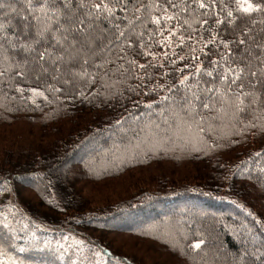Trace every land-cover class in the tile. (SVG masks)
Returning a JSON list of instances; mask_svg holds the SVG:
<instances>
[{"label":"trees","instance_id":"obj_1","mask_svg":"<svg viewBox=\"0 0 264 264\" xmlns=\"http://www.w3.org/2000/svg\"><path fill=\"white\" fill-rule=\"evenodd\" d=\"M96 2L0 0V127L28 126L1 138L12 151L0 153L1 263L146 264L104 237L131 234L158 237L192 264H264V10L244 14L236 0H202L204 8L106 0L113 14L98 17ZM249 2L264 9V0ZM93 28L104 32L94 50ZM170 31L190 47L180 67L161 54L160 33ZM229 68L237 84L217 78ZM151 128L164 131L147 137L146 148L131 144ZM51 137L58 144L47 151ZM36 143L41 153H20ZM153 163L165 186L156 190L132 175ZM126 176L128 193L108 206L82 190Z\"/></svg>","mask_w":264,"mask_h":264},{"label":"rangeland","instance_id":"obj_2","mask_svg":"<svg viewBox=\"0 0 264 264\" xmlns=\"http://www.w3.org/2000/svg\"><path fill=\"white\" fill-rule=\"evenodd\" d=\"M87 20V22L89 23V25L87 27H91L93 25V22L91 20V16L89 14H86L84 16ZM74 27L75 24L73 23V21H71L69 23V27ZM68 30V29H67ZM97 32V33H95ZM103 32V30H98L96 31L95 28H93L92 34L89 35V37H87L88 41L89 39L90 42H88L90 44V48L92 50H94L93 48H95L96 45H98V41H100L101 39H104V34L102 35L101 33ZM37 33V37H39L38 39L43 40L41 38V34L38 31V28L36 30ZM68 34V32H66ZM95 33V34H94ZM104 33V32H103ZM176 36H173L169 33H166L164 35H162L159 39V45H160V50H161V54L162 56H171V59L175 60L174 63H179L181 61H184L185 59H187L188 57L191 56V51H190V47L188 45V43L184 40L183 36L180 34H177V31H175ZM97 34V35H96ZM69 35V34H68ZM66 37V36H65ZM63 40H68L67 38H63ZM93 52H91V58H93ZM64 58V57H63ZM65 59V58H64ZM164 59V58H162ZM26 61L32 62V63H36L37 67H38V71L39 72H46L47 68L45 65L39 64L38 63V59L37 58H32V59H28L25 58ZM183 66V64L179 63V67ZM174 119V115L172 112L171 115V120ZM168 121V120H167ZM21 124V125H20ZM65 123H62V125H64ZM20 125V126H18ZM170 127V123L168 125V122H166L165 127ZM28 128L27 125L22 124V123H15L13 125H11L8 129L15 132V130L18 129H26ZM9 130H4L3 127H0V153L2 152H6L7 149L10 148V146H4L5 141L4 138L1 140L3 135H9ZM141 132H143V129L140 130ZM164 131V128H159V129H149L146 130L145 133L143 132V134H145V136H143L141 138V142L137 141V142H131V144H133L134 146L136 145V148H146L147 144L144 146L145 144V139L147 137H150L152 134L154 133H161ZM129 132V131H128ZM40 134L41 131H40ZM194 136V140H199V137L197 135H193ZM57 141H53V138H49L48 139V146L46 148V150L50 151L53 150L56 146H57ZM257 145V144H255ZM32 146V148H30ZM144 146V147H143ZM30 149L31 151H33L34 153H41L42 150H40L36 144H32V145H26L24 146L21 150L20 153H27L25 150ZM128 149L130 151L128 152H135L138 150H133L134 148H132V145H130L128 147ZM210 149V148H209ZM212 151V149H210ZM12 151H8L6 153H11ZM167 162V161H166ZM163 163L164 164V169H166V165L167 166H174L177 163L175 162H169V163ZM116 163V161H111L109 163H105L106 165H98V166H94L96 169H104L105 167H112L114 166ZM148 170H145L146 166L143 167H139L136 169V173H132V175L135 176H139L141 180H146V181H150L151 184L147 187L148 189H152V190H156L159 187L164 186L161 182H158V172L160 171V167L158 164L153 163ZM196 166L195 165V170H196ZM194 170V168H193ZM192 171V170H189ZM122 177V178H118V179H110V180H103V181H97V182H88L87 184L84 185L83 187V192L85 194H87L91 200L94 203H103V205L108 206V202L111 201H116L118 200L117 197L122 198L123 196H125L128 193V190H126V185H124V183L120 180H124L125 183L128 182V176ZM173 183V182H171ZM203 183L205 184V182L203 181ZM165 187V186H164ZM203 188V186L198 187V189ZM26 196L28 199L35 201L36 203L39 202V198L37 197V195L32 192V191H26L25 192ZM202 190H200L196 195L198 197H202ZM193 195V194H192ZM188 199H192V198H188ZM186 203H192V205L194 204V198L192 200H187ZM167 232L165 231H161V233L158 235L160 237H163L165 239V237H170L169 235H165ZM176 234V233H175ZM95 235V234H94ZM96 236V235H95ZM135 236V237H134ZM104 237L113 245L115 246L119 251L135 256V254L139 255V257L144 258V262L146 264H192L191 262L187 261V260H182V259H178L177 257L173 256L170 254V252L168 251V249L163 245L162 241H160V239L158 237H149V238H142L141 236L138 235H131V234H106L104 235ZM175 238V242L180 241L179 236L174 235ZM181 238V237H180ZM101 239V238H100ZM179 239V240H177ZM210 251L207 250L204 253H209ZM147 257V258H146ZM215 260L220 262V257L217 256L215 257ZM0 264L1 261H0Z\"/></svg>","mask_w":264,"mask_h":264},{"label":"snow or ice","instance_id":"obj_3","mask_svg":"<svg viewBox=\"0 0 264 264\" xmlns=\"http://www.w3.org/2000/svg\"><path fill=\"white\" fill-rule=\"evenodd\" d=\"M28 2L31 4L32 0H28ZM114 2L119 3V2H121V0H114ZM169 2L171 3V0H169ZM194 2H198L200 8L205 7V4L202 2V0H194ZM236 2L238 5V10L244 14H251V13L256 12V11L264 10L259 5L254 6L251 2H249V0H236ZM39 3L41 5H43V4L48 3V0H39ZM172 6L175 7L176 5L173 4ZM93 10L96 11L98 17L103 16L105 14H107L109 16L113 14V10L111 7H109V3L106 2V0H98V2L94 3ZM228 16L229 17L232 16V13L228 12ZM177 17H178V14L165 15L163 17V21L166 24L167 22L176 20ZM151 23H153L159 27V26H161L162 21L159 18H153L151 20ZM184 23L187 24L188 21L185 20ZM160 34L163 35V32H161ZM175 34H176L175 31H170V36L175 35ZM241 43H243V41H241ZM139 67L144 68V67H146V65H140ZM241 71H243V70H241ZM234 72H235L234 69L229 68L227 70V72H225V73H218L217 78H220L222 76L225 82H229V80H230V85L231 84H237V81H239L241 79V76L239 73H235V75H233ZM204 74L207 76L213 75V73L211 71L206 72ZM187 79L188 78L185 77V79L180 81V83L183 85ZM237 86L239 88H243V84H239ZM36 94L42 95V93H36ZM245 95H247V94H245ZM204 106L207 107L206 104ZM194 247L199 248L200 245L196 244V245H194Z\"/></svg>","mask_w":264,"mask_h":264},{"label":"bare ground","instance_id":"obj_4","mask_svg":"<svg viewBox=\"0 0 264 264\" xmlns=\"http://www.w3.org/2000/svg\"><path fill=\"white\" fill-rule=\"evenodd\" d=\"M145 222V221H144ZM141 224V223H140Z\"/></svg>","mask_w":264,"mask_h":264}]
</instances>
